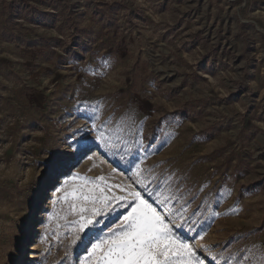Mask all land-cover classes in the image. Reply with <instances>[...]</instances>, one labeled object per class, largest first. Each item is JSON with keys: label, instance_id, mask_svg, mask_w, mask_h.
<instances>
[{"label": "rangeland", "instance_id": "rangeland-1", "mask_svg": "<svg viewBox=\"0 0 264 264\" xmlns=\"http://www.w3.org/2000/svg\"><path fill=\"white\" fill-rule=\"evenodd\" d=\"M97 115L147 154L97 145L72 175L171 196L203 264H264V0H0V264H83L51 164Z\"/></svg>", "mask_w": 264, "mask_h": 264}, {"label": "snow or ice", "instance_id": "snow-or-ice-1", "mask_svg": "<svg viewBox=\"0 0 264 264\" xmlns=\"http://www.w3.org/2000/svg\"><path fill=\"white\" fill-rule=\"evenodd\" d=\"M98 119V115L92 119L88 125V134L84 135L82 140L68 145L69 148H75L73 153L65 154L63 158L54 160L51 164L50 179L54 191L63 193L57 195L52 203L67 202L68 196H72L73 202L69 204V209L76 218L65 227L75 234L73 243L79 240L84 246L86 256L83 264H203L194 248L182 238L184 212L176 210L174 204L167 213L162 211L168 207L171 196L161 199L155 193H149L146 197L141 192L123 185H110L103 176L98 178L97 183L71 174L72 160L77 155L91 158L89 154L97 145L112 155L123 156L139 152L141 149L147 154L142 136L129 144L124 137L110 135L106 126L97 122ZM134 124L133 119L129 127ZM143 162L144 157H140V163L135 165L137 171L133 174V183L139 184L147 191L145 181L149 180V176L140 168ZM62 177H69L72 182L80 180L81 183L69 193V179H65L63 186H59ZM89 184L92 187H88ZM160 187L157 183V190ZM117 189L120 194H117ZM119 209L123 211L117 215ZM238 212V205H234L229 214ZM214 215L219 216L218 211L214 212ZM103 220L107 223L103 228H98ZM81 233L84 234L83 237L79 235ZM200 238L203 239L202 236Z\"/></svg>", "mask_w": 264, "mask_h": 264}, {"label": "clouds", "instance_id": "clouds-1", "mask_svg": "<svg viewBox=\"0 0 264 264\" xmlns=\"http://www.w3.org/2000/svg\"><path fill=\"white\" fill-rule=\"evenodd\" d=\"M138 2L144 5L145 7H147L149 0H138ZM15 172H16V163L13 161L7 166L0 168V178H11L15 175ZM25 175H27V173H25ZM7 211H10V206L6 204H0V212H7Z\"/></svg>", "mask_w": 264, "mask_h": 264}]
</instances>
